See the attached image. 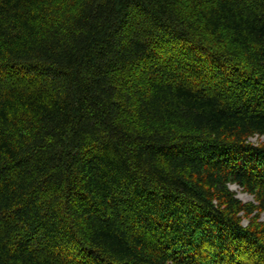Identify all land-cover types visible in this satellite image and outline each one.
Here are the masks:
<instances>
[{
    "label": "trees",
    "instance_id": "obj_1",
    "mask_svg": "<svg viewBox=\"0 0 264 264\" xmlns=\"http://www.w3.org/2000/svg\"><path fill=\"white\" fill-rule=\"evenodd\" d=\"M263 215L264 0H0V264H264Z\"/></svg>",
    "mask_w": 264,
    "mask_h": 264
},
{
    "label": "rangeland",
    "instance_id": "obj_2",
    "mask_svg": "<svg viewBox=\"0 0 264 264\" xmlns=\"http://www.w3.org/2000/svg\"><path fill=\"white\" fill-rule=\"evenodd\" d=\"M252 142H254V143H258V142H259V139L255 137V138L252 139ZM231 188H232L233 190L236 191L237 196H238L241 200L246 201V202H249V201H253V200H254L253 196H251L250 194L244 192V191H243L241 188H239L238 186H236V185H232ZM263 218H264V215H263Z\"/></svg>",
    "mask_w": 264,
    "mask_h": 264
}]
</instances>
